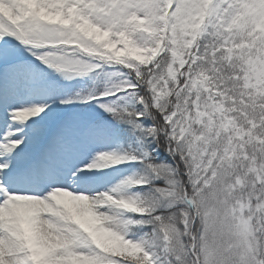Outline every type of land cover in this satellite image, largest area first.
Instances as JSON below:
<instances>
[{"label":"snow or ice","instance_id":"obj_1","mask_svg":"<svg viewBox=\"0 0 264 264\" xmlns=\"http://www.w3.org/2000/svg\"><path fill=\"white\" fill-rule=\"evenodd\" d=\"M0 264H264V0H0Z\"/></svg>","mask_w":264,"mask_h":264}]
</instances>
